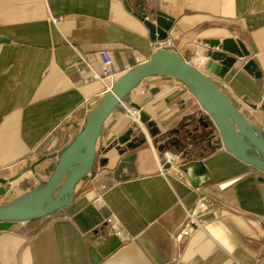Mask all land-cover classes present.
I'll return each instance as SVG.
<instances>
[{
    "label": "crops",
    "instance_id": "crops-1",
    "mask_svg": "<svg viewBox=\"0 0 264 264\" xmlns=\"http://www.w3.org/2000/svg\"><path fill=\"white\" fill-rule=\"evenodd\" d=\"M153 2L175 20L168 35L172 51L211 77L235 109L260 125L264 0ZM223 38L244 44L260 79L241 70L245 60H237L223 79L203 68L205 43ZM0 39V178L26 170L0 197L1 205L46 180L54 155L102 97L99 81L83 82L79 71L86 66L78 54L100 74L98 53L105 50L111 69L122 72L147 60L155 43L121 0H0ZM181 85L153 76L129 92L105 120L93 169L75 186L72 202L41 219L43 227L32 234L27 223L0 230V264H92L93 257L97 264H256L264 256V173L222 150L213 124ZM136 105L165 133L169 144L163 151L179 154L178 163L201 162L209 181L193 188L184 175L188 183L174 172L160 174L158 138L125 153L134 156L133 176L113 179L120 160L115 141L130 126L123 111ZM97 196L100 208L93 205ZM200 198L211 205L199 211ZM195 209L201 228L178 237ZM109 217L127 241L109 232Z\"/></svg>",
    "mask_w": 264,
    "mask_h": 264
},
{
    "label": "water",
    "instance_id": "water-1",
    "mask_svg": "<svg viewBox=\"0 0 264 264\" xmlns=\"http://www.w3.org/2000/svg\"><path fill=\"white\" fill-rule=\"evenodd\" d=\"M121 1L124 8L141 23L150 42L157 44L168 39L175 20L157 10L154 0ZM1 42L4 41L0 39ZM205 45L207 49L203 68L213 76L223 79L237 60H245L241 63V70L254 79L261 78L256 63L249 58V52L240 40L209 39ZM153 76H166L181 83L213 124L219 134L222 150L245 165L264 173V119L260 125L249 121L239 109L233 107L211 77L188 61L182 60L176 52L159 48L154 50L147 60L119 76L102 95L75 137L54 155L55 162L44 182L17 199L0 205V230L7 229L14 223H28L49 217L72 202L75 186L93 169L96 159L95 144L105 120L129 92L144 79ZM134 108L139 110L140 125L128 126L115 141V151L120 158L113 171L115 181L134 175V156L125 153L142 147L148 139L161 140V145L157 148L159 152L169 144L165 133L160 132L151 117L137 105ZM261 109H264V104ZM199 121L201 122L202 118ZM202 124L206 125L205 122ZM103 162L106 163V160ZM165 167L168 168L169 165ZM178 170L186 176L193 188L202 186L210 179L207 170L199 161L182 164ZM25 171L15 177L0 178V197L6 194L10 184ZM97 261L98 259L93 257L92 264H97Z\"/></svg>",
    "mask_w": 264,
    "mask_h": 264
},
{
    "label": "built area",
    "instance_id": "built-area-1",
    "mask_svg": "<svg viewBox=\"0 0 264 264\" xmlns=\"http://www.w3.org/2000/svg\"><path fill=\"white\" fill-rule=\"evenodd\" d=\"M53 22L58 21L57 18H51ZM159 48H166L168 50L173 49V43L171 40L167 39L165 42L157 43L155 44V50ZM98 57L101 64V73L97 74L95 73L90 65L86 63V61L83 59L82 56L78 54V59L83 62L86 66L85 69H82L79 71L80 75L82 76L83 82L87 83L89 81H99L102 85L103 91L102 94H104L106 91L110 89V87L116 82L119 76H121L126 71L130 70V67H125L124 71L122 72H114L111 69V58L109 56V53L105 50L100 51L98 53ZM137 64H139V61H137ZM180 90H186V88L181 85L178 87ZM187 91V90H186ZM124 117L128 120L130 125L139 126V110L134 107H127L123 111ZM149 140V139H148ZM151 143V142H150ZM152 151L155 152V149L153 146H151ZM180 158L179 154H173L168 151H162L160 152V158L157 159L158 162V169L160 174H165L166 172H174L176 175L179 176V178L184 181L185 183H188L186 179L182 176L183 174L178 170V167L181 165L178 163ZM169 165L168 168L165 166ZM102 199L101 196H97L96 199L93 201V205L97 208H100L102 206ZM211 204L207 202L206 199L200 198L198 201V207L200 210L207 209ZM198 209H195L188 213L187 215V221L185 225L180 229L178 233V237L180 238H186L190 236V230L201 228V224L198 221ZM105 223L109 226V232L117 238H119L121 241H127L129 239V236L127 233L123 230V228L119 225V223L114 218H107ZM256 264H264V256L258 255L256 258Z\"/></svg>",
    "mask_w": 264,
    "mask_h": 264
},
{
    "label": "trees",
    "instance_id": "trees-1",
    "mask_svg": "<svg viewBox=\"0 0 264 264\" xmlns=\"http://www.w3.org/2000/svg\"><path fill=\"white\" fill-rule=\"evenodd\" d=\"M40 220H41V219L32 220V221H29V222L27 223V225H28L27 227L30 229V234H32V233H34V232L40 230V229L43 227L44 223H42V224L39 223Z\"/></svg>",
    "mask_w": 264,
    "mask_h": 264
},
{
    "label": "rangeland",
    "instance_id": "rangeland-1",
    "mask_svg": "<svg viewBox=\"0 0 264 264\" xmlns=\"http://www.w3.org/2000/svg\"><path fill=\"white\" fill-rule=\"evenodd\" d=\"M186 162H179V164H185ZM24 167V166H23ZM25 167H27L28 168V165H25ZM9 189V188H8ZM12 197H10L9 199H11ZM7 200H8V198H7ZM7 200H4V201H7ZM0 203H2V202H0Z\"/></svg>",
    "mask_w": 264,
    "mask_h": 264
},
{
    "label": "bare ground",
    "instance_id": "bare-ground-1",
    "mask_svg": "<svg viewBox=\"0 0 264 264\" xmlns=\"http://www.w3.org/2000/svg\"><path fill=\"white\" fill-rule=\"evenodd\" d=\"M197 58V57H196ZM200 58V57H199ZM199 58H197L196 59V61H194V64H196V66H197V64L199 63ZM192 62V61H191Z\"/></svg>",
    "mask_w": 264,
    "mask_h": 264
}]
</instances>
